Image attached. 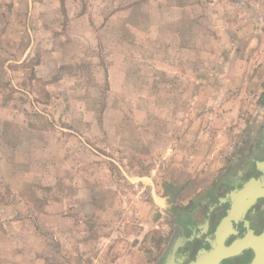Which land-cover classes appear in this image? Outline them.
<instances>
[{"label":"rangeland","instance_id":"rangeland-1","mask_svg":"<svg viewBox=\"0 0 264 264\" xmlns=\"http://www.w3.org/2000/svg\"><path fill=\"white\" fill-rule=\"evenodd\" d=\"M103 1L0 0V264H153L261 104L264 0L170 48Z\"/></svg>","mask_w":264,"mask_h":264},{"label":"flooded vegetation","instance_id":"flooded-vegetation-1","mask_svg":"<svg viewBox=\"0 0 264 264\" xmlns=\"http://www.w3.org/2000/svg\"><path fill=\"white\" fill-rule=\"evenodd\" d=\"M261 97L263 110L259 127L248 126L233 156L219 174L183 206L169 205L174 214L171 234L153 264H188L201 253L216 247L213 233L217 224L229 213L234 192L236 194L237 189L244 188L256 176L259 164L264 161V92ZM263 226L264 197H261L240 218L233 220L225 244L246 233L258 234ZM251 253V249H244L237 255L221 259L219 264H246Z\"/></svg>","mask_w":264,"mask_h":264},{"label":"crops","instance_id":"crops-1","mask_svg":"<svg viewBox=\"0 0 264 264\" xmlns=\"http://www.w3.org/2000/svg\"><path fill=\"white\" fill-rule=\"evenodd\" d=\"M57 1L60 7L65 5V0ZM224 3L223 0L217 2L215 0H105L100 3V6H116L108 15V12L103 15L106 17V22L115 14L121 13L124 15L123 21L130 24L131 29L135 28L137 23L136 38L152 40L153 43L160 39L163 43L169 44L170 48L171 44L184 37L185 31L196 32L210 23V7L223 6ZM146 8H152V10ZM220 17L221 15H218V18ZM146 25L151 29L147 30ZM152 66L158 68L155 61Z\"/></svg>","mask_w":264,"mask_h":264},{"label":"water","instance_id":"water-1","mask_svg":"<svg viewBox=\"0 0 264 264\" xmlns=\"http://www.w3.org/2000/svg\"><path fill=\"white\" fill-rule=\"evenodd\" d=\"M261 115L262 107L259 106L251 117L250 128L259 127ZM261 197H264V161L259 164L256 176L244 188L237 189L236 194L234 192L229 213L221 219L213 233L216 247L201 253L188 264H219L221 259L237 255L248 248L252 250V253L246 264H264V226L258 234L246 233L225 244L226 235L233 225V220L240 218L243 212Z\"/></svg>","mask_w":264,"mask_h":264}]
</instances>
